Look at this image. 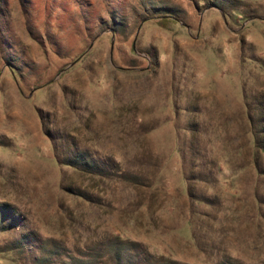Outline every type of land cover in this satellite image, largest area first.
Returning a JSON list of instances; mask_svg holds the SVG:
<instances>
[{
  "label": "rangeland",
  "instance_id": "1",
  "mask_svg": "<svg viewBox=\"0 0 264 264\" xmlns=\"http://www.w3.org/2000/svg\"><path fill=\"white\" fill-rule=\"evenodd\" d=\"M252 125L264 0H0V264L264 262Z\"/></svg>",
  "mask_w": 264,
  "mask_h": 264
},
{
  "label": "trees",
  "instance_id": "2",
  "mask_svg": "<svg viewBox=\"0 0 264 264\" xmlns=\"http://www.w3.org/2000/svg\"><path fill=\"white\" fill-rule=\"evenodd\" d=\"M196 2L198 3V4H200V2H202V0H196ZM249 119H250V121H252V117L251 116H249ZM252 127H253V125H252ZM250 132H251V134H252V137H253V139H254V147H255V153H254V166H255V171H256V173L259 175V176H263L264 175V166H263V164L262 163H260V161L258 160V156L260 155V154H262V153H264V146L260 143V141H259V134H258V132H257V130L253 127L251 130H250ZM261 156V155H260ZM260 156H259V158H260ZM65 164H67V163H65ZM68 164H70L71 166H73L74 168H76V169H78V168H80L79 166H78V164H76L75 162H68ZM244 168V167H243ZM242 168V169H243ZM236 173H238L237 171H234L233 172V174H236ZM191 196L193 197V198H195V196H194V194H192V192H191ZM254 201H255V204L257 205V208H258V216H260L261 218H264V213H262V204H264V201L262 200V197L258 194V192H256L255 194H254ZM194 237H195V239L197 240L198 239V237H197V234H194ZM232 262H234V264H245V263H243V262H240V261H238V260H236V259H231V260H229L228 261V259H226V260H221L220 262H218L217 264H233ZM171 264V263H170ZM172 264H174V263H172ZM256 264H258V263H256ZM259 264H264V262H261V263H259Z\"/></svg>",
  "mask_w": 264,
  "mask_h": 264
},
{
  "label": "water",
  "instance_id": "3",
  "mask_svg": "<svg viewBox=\"0 0 264 264\" xmlns=\"http://www.w3.org/2000/svg\"><path fill=\"white\" fill-rule=\"evenodd\" d=\"M113 47H114V40L112 41V50H113ZM136 47V40L134 41V48Z\"/></svg>",
  "mask_w": 264,
  "mask_h": 264
}]
</instances>
